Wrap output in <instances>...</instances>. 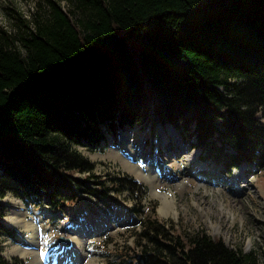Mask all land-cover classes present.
<instances>
[{"label": "trees", "instance_id": "obj_1", "mask_svg": "<svg viewBox=\"0 0 264 264\" xmlns=\"http://www.w3.org/2000/svg\"><path fill=\"white\" fill-rule=\"evenodd\" d=\"M67 2L45 0L30 18L13 10L14 30L0 26V198L57 212L83 196L142 190L94 172L75 147L95 150L134 126L167 123L206 157L263 164L264 0ZM4 214L0 201V235H11ZM140 227L104 264L252 261L203 229L160 219ZM0 264L23 262L0 255Z\"/></svg>", "mask_w": 264, "mask_h": 264}, {"label": "rangeland", "instance_id": "obj_2", "mask_svg": "<svg viewBox=\"0 0 264 264\" xmlns=\"http://www.w3.org/2000/svg\"><path fill=\"white\" fill-rule=\"evenodd\" d=\"M44 2L0 0V26L13 31V10L30 18ZM60 3L68 5L67 0ZM75 147L94 161V172L136 179L142 183V190L122 188L116 194L118 201L88 196L54 214L43 210L40 226L33 221L34 211L22 207L20 198L7 193L0 198L5 206L2 222L13 230L11 235H0V255L8 262L18 258L23 264H35L37 259L42 264L38 255L46 248L51 264H104L114 259V251L134 245L142 219H160L183 231L203 229L212 237H221L228 246L249 253L251 264H264V162L233 168L217 158H206L203 150L167 123L158 124L155 130L134 126L107 133L95 150ZM156 156L161 159L162 172L156 174L155 187L168 196L174 193L176 213L160 211L161 196L154 194L147 180L138 174L147 173L149 161ZM237 173L240 177L235 176ZM131 207L140 208L139 213ZM11 214L16 219L11 220ZM45 225L51 226L49 232L44 230ZM58 235L72 242L70 249L60 254L59 246L48 249L57 243Z\"/></svg>", "mask_w": 264, "mask_h": 264}, {"label": "bare ground", "instance_id": "obj_3", "mask_svg": "<svg viewBox=\"0 0 264 264\" xmlns=\"http://www.w3.org/2000/svg\"><path fill=\"white\" fill-rule=\"evenodd\" d=\"M197 165V164H196ZM153 166H149L148 167V171H147V173H143L142 171H138V172H140V173H138V174H140L145 180H147V182L150 184V186H151V188L154 190L153 191V193L154 194H156V195H160L161 196V204H160V211L161 212H163L164 214H168L169 212H170V210H173V212L174 213H176L177 211H176V209H175V204H174V200H173V196H174V193L173 192H171V196H168V194L166 193V192H164V193H161V192H159V191H157V189H156V187H155V185H156V179H157V175H156V173L155 172H153V168H152ZM238 174V173H237ZM237 174H235V176L236 177H240L239 176V174L237 175ZM159 182V181H158ZM181 183H183V182H181ZM171 197V198H170ZM21 206V205H20ZM23 207V206H22ZM22 212H24V211H22ZM21 212V213H22ZM25 213V212H24ZM22 215H23V213H22ZM12 219H16V216H15V214H11V220ZM7 221H9V219H6ZM21 221H22V219H21ZM60 253H62V252H60V250L58 251V254H60ZM55 257H57L58 258V256H57V253H56V256ZM72 258L70 257V260H71ZM39 260V259H38ZM56 260V259H55ZM65 260V259H64ZM69 260V259H68ZM34 261L36 262L35 264H38V261H37V259L35 260L34 259ZM33 261V262H34ZM72 262V261H71Z\"/></svg>", "mask_w": 264, "mask_h": 264}, {"label": "water", "instance_id": "obj_4", "mask_svg": "<svg viewBox=\"0 0 264 264\" xmlns=\"http://www.w3.org/2000/svg\"><path fill=\"white\" fill-rule=\"evenodd\" d=\"M85 198V197H84ZM58 240L61 242V243H66V244H70V240L68 237H65V236H59L58 237Z\"/></svg>", "mask_w": 264, "mask_h": 264}]
</instances>
